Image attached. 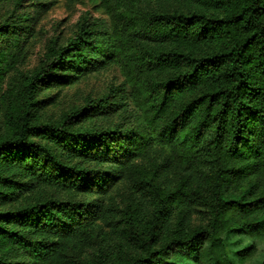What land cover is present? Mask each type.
I'll return each instance as SVG.
<instances>
[{
    "label": "trees",
    "instance_id": "16d2710c",
    "mask_svg": "<svg viewBox=\"0 0 264 264\" xmlns=\"http://www.w3.org/2000/svg\"><path fill=\"white\" fill-rule=\"evenodd\" d=\"M96 7L108 20L5 89L33 28L0 21V264L246 261L264 236V0ZM110 67L121 85L47 116L52 88Z\"/></svg>",
    "mask_w": 264,
    "mask_h": 264
},
{
    "label": "rangeland",
    "instance_id": "374dc122",
    "mask_svg": "<svg viewBox=\"0 0 264 264\" xmlns=\"http://www.w3.org/2000/svg\"><path fill=\"white\" fill-rule=\"evenodd\" d=\"M97 4L98 0H25L23 7L15 8L9 3L0 5V21H5L14 12L16 14L30 13V20L23 24L33 28V33L27 40L22 55L14 64L15 68L11 66L5 74L1 89H5L11 78L37 68L51 41L58 42L59 45L66 44L76 35L78 25L83 19L90 17V20H108V17L97 9ZM123 81L124 77L120 70L117 67H110L85 75L72 84H60L47 92L52 104L45 112L47 116L55 120L73 108L82 107L88 99L105 96L112 87L121 85ZM41 97L43 98L44 95ZM119 121L118 118H114L112 124ZM108 123L103 122L104 125ZM203 221L204 219L199 215L193 217L195 225ZM100 241L101 239L96 240L94 247L87 251L91 258L95 256L97 244ZM254 243L257 253L238 264H261L264 259V236L256 238Z\"/></svg>",
    "mask_w": 264,
    "mask_h": 264
}]
</instances>
